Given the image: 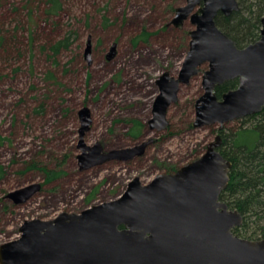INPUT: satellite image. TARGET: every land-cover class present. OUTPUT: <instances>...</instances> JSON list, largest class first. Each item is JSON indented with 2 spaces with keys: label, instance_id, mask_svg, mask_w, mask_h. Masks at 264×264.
Wrapping results in <instances>:
<instances>
[{
  "label": "rangeland",
  "instance_id": "374dc122",
  "mask_svg": "<svg viewBox=\"0 0 264 264\" xmlns=\"http://www.w3.org/2000/svg\"><path fill=\"white\" fill-rule=\"evenodd\" d=\"M60 1L58 12L48 13L45 0H0V244L18 238L26 219L78 213L118 197L135 176L148 183L174 172L201 156L218 131V124L192 126L201 75L180 85L167 128L150 129L156 80L164 71L178 75L195 28L189 20L181 28L171 23L185 0ZM63 39L69 46L53 53ZM83 107L91 114L85 145L98 142L107 152L153 142L141 156L82 169ZM134 121L142 124L139 136L131 134ZM245 126L235 119L223 133ZM35 162L57 175L46 180L29 167ZM34 182L41 190L27 201L6 197Z\"/></svg>",
  "mask_w": 264,
  "mask_h": 264
},
{
  "label": "water",
  "instance_id": "95a60500",
  "mask_svg": "<svg viewBox=\"0 0 264 264\" xmlns=\"http://www.w3.org/2000/svg\"><path fill=\"white\" fill-rule=\"evenodd\" d=\"M239 10L238 0H185L175 8L171 23L186 20L189 48L176 77L164 71L156 80L159 92L152 107L150 129L167 128V111L178 100L181 84L201 75L203 93L195 100L193 127L218 124L264 108V16L258 39L243 47L216 24L218 14ZM115 43L107 58L115 53ZM88 38L85 50L90 52ZM205 66L206 68H203ZM237 79L234 89L217 96L215 88ZM78 155L82 169L111 159L129 160L144 154L152 139L133 146L103 151L100 143L85 145L91 123L87 107L79 111ZM217 134L197 159L148 183L135 176L109 201L78 213L62 211L52 219L23 221L19 237L0 244V264H264V238L234 234L242 214L219 199L229 181L231 162L219 152ZM30 183L7 194L23 203L41 190Z\"/></svg>",
  "mask_w": 264,
  "mask_h": 264
},
{
  "label": "trees",
  "instance_id": "16d2710c",
  "mask_svg": "<svg viewBox=\"0 0 264 264\" xmlns=\"http://www.w3.org/2000/svg\"><path fill=\"white\" fill-rule=\"evenodd\" d=\"M239 10L228 16L218 14L217 26L231 37L238 47H243L258 39L261 18L264 16V0H238ZM48 13H56L61 7L60 0H45ZM2 38V36H0ZM69 41H58L50 49L57 53L67 48ZM237 79L228 80L215 88L217 96L237 87ZM249 126L236 132H221L222 143L218 150L231 162L229 181L221 191L219 199L229 208L238 210L243 216L241 226L233 229L234 234L248 238H264V108L262 111L240 118ZM142 124L134 121L131 134L140 135ZM138 135V136H139ZM29 167L40 169L50 180L57 173L45 165L33 163ZM1 171V168H0ZM247 239V236H246Z\"/></svg>",
  "mask_w": 264,
  "mask_h": 264
},
{
  "label": "flooded vegetation",
  "instance_id": "af4514ba",
  "mask_svg": "<svg viewBox=\"0 0 264 264\" xmlns=\"http://www.w3.org/2000/svg\"><path fill=\"white\" fill-rule=\"evenodd\" d=\"M222 131H223V129H222V130H218V131H217V134H219V135L221 136V132H222ZM217 134H216V135H217Z\"/></svg>",
  "mask_w": 264,
  "mask_h": 264
}]
</instances>
